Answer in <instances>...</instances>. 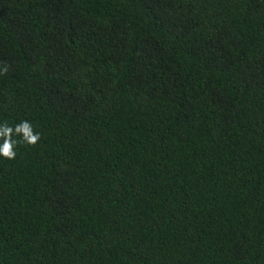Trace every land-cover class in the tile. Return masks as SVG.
I'll use <instances>...</instances> for the list:
<instances>
[{
  "label": "trees",
  "instance_id": "16d2710c",
  "mask_svg": "<svg viewBox=\"0 0 264 264\" xmlns=\"http://www.w3.org/2000/svg\"><path fill=\"white\" fill-rule=\"evenodd\" d=\"M25 120L0 264H264V0H0Z\"/></svg>",
  "mask_w": 264,
  "mask_h": 264
},
{
  "label": "clouds",
  "instance_id": "9594fccd",
  "mask_svg": "<svg viewBox=\"0 0 264 264\" xmlns=\"http://www.w3.org/2000/svg\"><path fill=\"white\" fill-rule=\"evenodd\" d=\"M7 67L3 68V72L6 74ZM18 137L19 139H14ZM41 138L39 132H36L32 124L25 120L14 127L10 126L6 121L0 124V156L5 159H15L16 146L18 144L35 145Z\"/></svg>",
  "mask_w": 264,
  "mask_h": 264
}]
</instances>
